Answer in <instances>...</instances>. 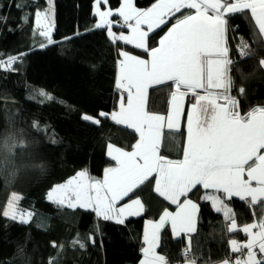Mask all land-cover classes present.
<instances>
[{
	"label": "trees",
	"instance_id": "trees-1",
	"mask_svg": "<svg viewBox=\"0 0 264 264\" xmlns=\"http://www.w3.org/2000/svg\"><path fill=\"white\" fill-rule=\"evenodd\" d=\"M94 1L54 0L52 43H48L34 31V13L45 9V0H0V61L20 56L12 70L0 69V144L8 137L22 142L11 155L0 150V210L16 193L21 197L18 208L31 214L28 223L0 215V264H49L51 257L56 258L53 264H140L144 222L156 221L165 209H174L155 192L154 176L130 197L140 198L144 211L123 223L98 219L89 209L58 206L47 198L54 186L66 183L77 172L86 171L91 180H100L106 168L115 166L106 155L108 145L131 151L139 139L135 131L113 123L110 114L116 111L121 95L115 87L118 52L127 51L143 59L148 56L122 41L113 42L106 30L94 28ZM156 1L133 0V4L145 10ZM121 3L107 0L101 7L117 9ZM189 11L194 12L182 9L150 33L148 43L158 46L176 18ZM112 19L117 33L124 30L117 18ZM236 26L239 31L233 32ZM229 28L230 57L235 61L230 95L237 98L240 114L246 115L253 108L264 107V69L259 63L264 59L263 38L258 36L248 11L230 16ZM241 38L249 45L246 59H240L236 51ZM40 90L52 99L40 96ZM172 92L171 82L152 86L146 110L167 115ZM192 98H184L179 128L162 134L159 154L168 159L183 158L185 121ZM101 112L108 117H101ZM82 114L100 123L84 121ZM34 122L46 131H37ZM207 192L197 186L188 196L199 209L189 246L164 227L159 233V254L174 262L180 250L187 248L197 264H220L229 257V241L242 240L241 234L228 231L230 222L204 200ZM228 203L238 227L264 214L262 203L250 207L235 198ZM77 238L84 248L73 245ZM53 241L63 248H53Z\"/></svg>",
	"mask_w": 264,
	"mask_h": 264
},
{
	"label": "snow or ice",
	"instance_id": "snow-or-ice-1",
	"mask_svg": "<svg viewBox=\"0 0 264 264\" xmlns=\"http://www.w3.org/2000/svg\"><path fill=\"white\" fill-rule=\"evenodd\" d=\"M102 2L107 0H96V5ZM47 3L48 8H38L34 13V31H39L40 36L52 43V0H47ZM182 9L195 11L182 13L159 39L158 46L150 45L149 33L166 25ZM246 11L251 14L250 20L254 22L258 36L264 37V0H157L145 10L136 8L133 0H122L115 13L123 19L130 34L121 33L119 36L111 31L112 22L108 18L113 12L100 11L97 7L95 14L100 21L96 24L97 29L108 25V36L113 42L123 41L143 50L148 56V59H143L127 51L118 52L122 59L117 65L116 87L127 92V103L122 98L119 111L110 114L115 123L134 129L139 139L131 151L108 145V155L115 161V167L104 170L103 180H91L86 172H77L65 184L54 186L47 193V198L58 206L91 208L98 218L123 223L126 214L135 216L144 211L141 199L130 197L154 176L155 192L175 204L177 211L171 213L165 209L159 222H149L151 233L149 235L146 231L145 234L148 246L143 249L145 259L141 264H169L164 255L155 251L159 247V230L166 221H170L174 236L195 231L197 204L188 196L197 186L223 191L228 198L238 196L245 200L251 197L250 207L264 201V107L253 108L246 115H241L237 98L230 95L233 87L231 66L235 61L230 57L227 36L229 17ZM24 19L27 21L28 17ZM231 30L238 32L239 26ZM253 35L256 36L257 32L254 31ZM248 47L241 38L236 50L243 57L248 54ZM19 59L20 56H9L6 61H0V69L12 70ZM259 63L264 66V59ZM167 82L175 86L167 115L146 110L148 89ZM197 89L203 90V94ZM239 91L243 95L242 87ZM188 93L195 97V103L187 111L183 158L168 159L159 154L162 130L165 122L169 130L177 128V116L182 111L180 102ZM39 95L52 99L44 90H40ZM99 115L107 118L109 114L101 112ZM81 119L97 125L100 123L99 119L88 114H82ZM33 127L37 131H46L38 122H34ZM21 146L22 142L8 137L0 144V150L11 155L13 149ZM20 198L12 193L0 215L28 223L27 217L31 214L18 208ZM125 198L130 202L118 206V202ZM204 198L209 199L215 211L222 212L225 220L230 222L229 232L239 230L249 237L244 244L229 241L233 253L247 250L246 259L241 256L234 260L226 258L221 264H264V217L258 223L238 228L233 210L223 199L207 193ZM257 228L259 231L253 232ZM72 243L85 247L78 238ZM52 247L62 249L63 245L58 246L53 241ZM20 251L23 252L22 249ZM55 259L51 257L49 264H53ZM185 264H195V261L190 259Z\"/></svg>",
	"mask_w": 264,
	"mask_h": 264
},
{
	"label": "crops",
	"instance_id": "crops-1",
	"mask_svg": "<svg viewBox=\"0 0 264 264\" xmlns=\"http://www.w3.org/2000/svg\"><path fill=\"white\" fill-rule=\"evenodd\" d=\"M157 2V1H156ZM155 2V3H156ZM103 5V4H102ZM120 7V6H119ZM150 8V7H149ZM192 11H195L194 9L192 10ZM194 13V12H193ZM112 18H114V17H111V19ZM115 18H117L120 22H122L121 21V17L120 16H115ZM112 21V23H114V21H113V19L111 20ZM53 25H54V22H53ZM127 28V27H126ZM125 31H126V29H124ZM263 38V41H264V37H262ZM120 59H122V57H119L118 56V61L120 60ZM148 59V58H147ZM117 65H118V62H117ZM263 69H264V66H261ZM117 74H118V67H117V69H116V78H117ZM115 87H116V81H115ZM151 88V87H150ZM149 88V89H150ZM116 89H117V87H116ZM149 89H148V91H149ZM181 90L182 91H184V89L183 88H181ZM117 91L118 92H120V93H122V92H125V91H123V90H121V89H117ZM148 91H147V93H146V101H145V107H146V105H147V94H148ZM197 92H200V94H203V91L201 90V89H197ZM126 93V95L125 96H122V95H120V97L118 98V101H117V109H116V111H119V106H120V103H121V99L123 98V102L126 104L127 103V92H125ZM193 98V103H195V97L194 96H192ZM222 102V101H221ZM192 103V104H193ZM191 104V105H192ZM191 105L188 107V109H190V107H191ZM169 107H170V104H169ZM181 108H182V111H183V108H184V104H183V99H182V101H181ZM182 111L179 113V115L177 116V128L176 129H174V130H177L178 128H179V123H180V121H179V118H180V115H181V113H182ZM166 116V115H165ZM110 120H111V115H110ZM112 121V120H111ZM113 123H115L114 121H112ZM115 124H117V123H115ZM117 125H120V126H123V127H127V125H123V124H117ZM128 128V127H127ZM130 129V128H129ZM131 130H133L134 131V129H131ZM165 130H168V128H167V123L165 122V124H164V128H163V130H162V134H163V132L165 131ZM185 131H186V137H187V117H186V121H185ZM162 140V139H161ZM186 141V140H185ZM108 151H109V149H108V147H107V149H106V155H107V157L115 164V161L114 160H112V158L108 155ZM262 151H264V150H262ZM115 167V166H114ZM84 172H86V171H84ZM87 173V172H86ZM87 175H88V173H87ZM104 176V175H103ZM88 177H89V175H88ZM103 178V177H102ZM246 178V177H245ZM65 184V183H64ZM253 185L255 186V182H253ZM202 190H205V189H203V187L202 186H199ZM206 191H208L207 192V194L208 195H210V196H219L221 199H223L224 200V203L229 207V208H231V206H230V204L228 203L229 201H230V199H232V198H235V199H238V200H241L238 196H232L231 198H228L227 197V195L223 192V191H219V192H217L216 190H214V189H208V190H206ZM158 194V193H157ZM159 195V194H158ZM205 196V195H204ZM181 199H183V197L181 198ZM245 199H248L249 200V202L248 203H246V204H250V201H251V197H246ZM204 200L205 201H207V202H209V204H210V206H211V208L215 211V209L212 207V204H211V202H210V200L209 199H206V198H204ZM209 200V201H208ZM241 201H243L244 202V200H241ZM128 202H130V201H128ZM128 202H124V200L123 201H120V202H118V206H120V205H123L124 203H128ZM259 203H262L263 205H264V201H260ZM174 205V209L173 210H171V211H169V212H171V213H175L176 211H177V207H176V205L175 204H173ZM66 206V205H65ZM76 208H81V207H76ZM81 209H89V210H92L91 208H81ZM232 209V208H231ZM198 205H197V209H196V211L194 212V221H195V225H196V227H197V223H198ZM93 211V210H92ZM94 212V211H93ZM216 212V211H215ZM221 215H222V217H224V215H223V213L222 212H219ZM94 214H95V212H94ZM142 214V212L139 214V215H141ZM163 214V213H162ZM139 215H135V216H128L127 214L125 215V217H124V221L126 220V219H128V218H130V217H137V216H139ZM95 216H96V214H95ZM97 217V216H96ZM262 217H264V214H263V216ZM262 217H260V218H262ZM98 218V217H97ZM260 218H254V220L251 222V223H254V222H259V220H260ZM98 219H101V220H104L103 218H98ZM159 219H160V217L156 220V221H148V220H146L145 222H144V225H143V234H142V248H141V260H140V264H141V262L145 259V256H144V253H143V249L144 248H146L148 245L145 243V234H146V231L149 233V235H150V233H151V226H150V223L149 222H159ZM224 219H225V217H224ZM107 221H113V222H116L115 220H107ZM117 223V222H116ZM251 223H249V224H251ZM229 226V225H228ZM164 227H167L170 231H171V233H172V235L174 236V234H173V232H172V227H171V223H170V221H166L165 222V224H164V226L159 230V233H160V231L164 228ZM196 227H195V230H196ZM243 227V226H242ZM242 227H238V228H242ZM239 231V230H238ZM257 231H259V229L257 228V229H253V232H257ZM195 231H193V232H191V233H180L178 236H174V238H184V242H185V245H186V247H188L189 246V240H190V236L194 233ZM234 232H236V231H234ZM240 232V234H241V237H242V240H239V239H237V238H233V239H231V240H236L238 243H240V244H244V243H246L247 242V240H248V236L243 232V231H239ZM230 233H232V232H230ZM229 250H230V256H231V260H234L237 256H241L240 255V253L244 250V251H246V254H243L241 257H244L245 259H246V256H247V250L246 249H242L241 250V252L240 253H233L232 251H231V248H230V246H229ZM155 251L158 253V251H157V248L155 249ZM257 251H258V249H257ZM259 258H261V257H258V259ZM195 264H197L196 262H195ZM221 264V263H220Z\"/></svg>",
	"mask_w": 264,
	"mask_h": 264
},
{
	"label": "rangeland",
	"instance_id": "rangeland-1",
	"mask_svg": "<svg viewBox=\"0 0 264 264\" xmlns=\"http://www.w3.org/2000/svg\"><path fill=\"white\" fill-rule=\"evenodd\" d=\"M46 1V7H45V9L46 8H48L49 7V5H48V3H47V0H45ZM102 4H105V3H101L100 5H96V0L93 2V4H92V13H93V16L95 17V19H96V21H95V23H94V28L95 29H97L96 28V24L98 23V22H100L99 21V17L95 14L96 13V10H97V7H99V9H100V11H109V10H111L112 12H113V15L112 16H110L108 19L109 20H112L111 19V17H115V16H119L118 14H116L115 13V10L116 9H103L102 7H101V5ZM51 17H50V19H51V21H52V23L54 22V0H52V5H51ZM250 13V12H249ZM251 15V14H250ZM121 23L119 24V28H123V29H126V31H124V30H121V31H119L118 33L115 31V29H113V26H114V23H112L111 24V31H112V33H114L116 36H119L121 33H123L124 35H129L130 33H129V29L128 28H126L125 26H124V23H123V19L121 18ZM112 22V21H111ZM163 26V25H162ZM161 26V27H162ZM36 26H35V24H34V28H35ZM143 28H144V30H147V26L146 25H143L142 26ZM99 30H106V34L108 35V25H105V27L104 28H99ZM157 30V29H156ZM38 33H39V31H37ZM52 32H53V28H52V31H51V35H52ZM150 34V33H149ZM109 37V36H108ZM123 42V41H122ZM125 43V42H124ZM126 44V43H125ZM127 45H129V44H127ZM130 46H133V45H130ZM134 47V46H133ZM246 58H247V56H246ZM246 58H244V59H246ZM173 91H175V86L173 85ZM203 91V90H202ZM181 92H183L182 90H181ZM187 96H190V97H192L193 95L191 94V93H188V95ZM184 98L185 97H183V104H184ZM182 101V100H181ZM181 103V102H180ZM193 103V102H192ZM100 180H103V178H101ZM209 201V200H208ZM49 202H51V201H49ZM120 206H122V205H120ZM28 218V217H27ZM245 254H246V252H245ZM244 256V255H243Z\"/></svg>",
	"mask_w": 264,
	"mask_h": 264
},
{
	"label": "built area",
	"instance_id": "built-area-1",
	"mask_svg": "<svg viewBox=\"0 0 264 264\" xmlns=\"http://www.w3.org/2000/svg\"><path fill=\"white\" fill-rule=\"evenodd\" d=\"M236 49H237V48H236ZM236 51H237V50H236ZM237 53H238V52H237ZM238 54H239V53H238ZM239 57H240V59H244V58H246V56L241 57L240 55H239ZM121 95H122V96H125L126 93H125V92H122ZM244 202H245V203H248L249 200H248V199H245ZM186 249H187V248H183V249L180 250V252L177 254V256H176V260H175L174 262H172V261L170 260L169 257H166V259H167V261L169 262V264H185V261H188V260H190V259L192 260V257H191V255H190V252H189V251H186ZM245 252H246V251L243 250V251L240 253V255L242 256L243 254H245ZM228 258L231 259V256L229 255ZM208 264H209V263H208Z\"/></svg>",
	"mask_w": 264,
	"mask_h": 264
}]
</instances>
